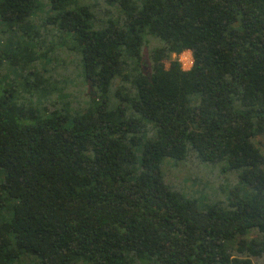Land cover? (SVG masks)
<instances>
[{
	"label": "trees",
	"instance_id": "trees-1",
	"mask_svg": "<svg viewBox=\"0 0 264 264\" xmlns=\"http://www.w3.org/2000/svg\"><path fill=\"white\" fill-rule=\"evenodd\" d=\"M100 1L116 20L78 0H0V39L17 35L0 81L19 72L0 88V264H264V0ZM63 39L92 95L76 114L46 100ZM186 50L189 70L173 57ZM191 155L248 192L200 207L162 170Z\"/></svg>",
	"mask_w": 264,
	"mask_h": 264
},
{
	"label": "rangeland",
	"instance_id": "rangeland-1",
	"mask_svg": "<svg viewBox=\"0 0 264 264\" xmlns=\"http://www.w3.org/2000/svg\"><path fill=\"white\" fill-rule=\"evenodd\" d=\"M78 5H90L94 7L93 11L101 18L103 23H107L113 19L116 20L118 17L119 7L117 4H105L100 0H78ZM47 14L48 11L46 12V10H37L33 14L32 22L41 25L45 21L44 19ZM10 35H12L9 36L10 38L5 36L0 39L2 42L0 51L3 50V46L6 43L16 41L17 35H14L13 32ZM148 37L146 36V38ZM59 38L57 35L52 36V40H55V42ZM46 40L45 44L51 39H48L47 36ZM62 42H67V44L65 46L58 44L57 46L54 45V47L55 51H57L56 54L59 55L58 58L64 60L65 65L55 63L51 66L52 84L46 91V94H50H48L46 100L49 101L53 109L76 114L90 106L92 95L89 84L82 73L81 58L77 55L79 53L76 51V55H74V53H70L67 50V47L72 44L70 40L66 41L63 39ZM157 43V39L149 37V43L143 50V58L146 62L148 61L151 48ZM173 57L178 59L179 55L174 54ZM6 70H8L10 76L0 81V88L18 85L17 73L19 72H17V69L11 68L9 70L7 68ZM144 70L146 73H150L148 63L144 64ZM121 83L122 80L118 78L115 86ZM126 84L130 85L129 83ZM115 86L111 88L108 95L109 102L112 105H116L120 101L114 95ZM262 141V151L264 152V139ZM225 166V163H207L196 158L195 155H191L187 160L182 161L165 159L162 170L168 183L178 186L186 196L198 199L199 205L202 207L207 203L226 200L231 190L235 188L241 189L243 194L248 192V188L239 178L238 172L228 171L225 169Z\"/></svg>",
	"mask_w": 264,
	"mask_h": 264
},
{
	"label": "built area",
	"instance_id": "built-area-1",
	"mask_svg": "<svg viewBox=\"0 0 264 264\" xmlns=\"http://www.w3.org/2000/svg\"><path fill=\"white\" fill-rule=\"evenodd\" d=\"M178 61L180 62L184 70H189L194 62L192 52L190 50L182 52L181 54H179Z\"/></svg>",
	"mask_w": 264,
	"mask_h": 264
}]
</instances>
